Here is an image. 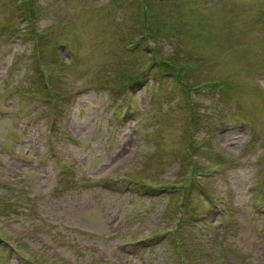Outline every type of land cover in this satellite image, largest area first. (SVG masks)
Returning <instances> with one entry per match:
<instances>
[{
	"label": "rangeland",
	"instance_id": "1",
	"mask_svg": "<svg viewBox=\"0 0 264 264\" xmlns=\"http://www.w3.org/2000/svg\"><path fill=\"white\" fill-rule=\"evenodd\" d=\"M0 264H264V0H0Z\"/></svg>",
	"mask_w": 264,
	"mask_h": 264
}]
</instances>
